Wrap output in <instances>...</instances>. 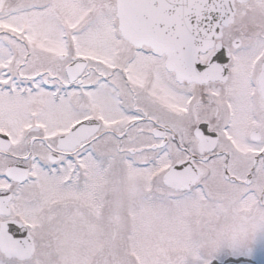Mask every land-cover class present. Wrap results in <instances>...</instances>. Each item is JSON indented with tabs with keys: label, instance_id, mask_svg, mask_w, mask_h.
Listing matches in <instances>:
<instances>
[{
	"label": "snow or ice",
	"instance_id": "1",
	"mask_svg": "<svg viewBox=\"0 0 264 264\" xmlns=\"http://www.w3.org/2000/svg\"><path fill=\"white\" fill-rule=\"evenodd\" d=\"M0 264H264V0H0Z\"/></svg>",
	"mask_w": 264,
	"mask_h": 264
}]
</instances>
